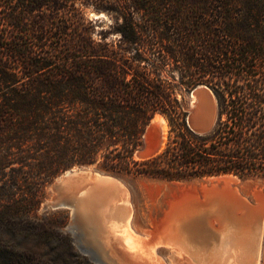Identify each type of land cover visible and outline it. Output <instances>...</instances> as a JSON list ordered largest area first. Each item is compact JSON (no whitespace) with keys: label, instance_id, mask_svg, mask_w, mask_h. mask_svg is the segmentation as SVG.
Masks as SVG:
<instances>
[{"label":"trees","instance_id":"obj_1","mask_svg":"<svg viewBox=\"0 0 264 264\" xmlns=\"http://www.w3.org/2000/svg\"><path fill=\"white\" fill-rule=\"evenodd\" d=\"M86 7L113 23L95 31ZM198 85L217 106L203 132L183 97ZM156 114L165 144L136 158ZM89 164L166 182L264 177V0H0V224Z\"/></svg>","mask_w":264,"mask_h":264},{"label":"rangeland","instance_id":"obj_2","mask_svg":"<svg viewBox=\"0 0 264 264\" xmlns=\"http://www.w3.org/2000/svg\"><path fill=\"white\" fill-rule=\"evenodd\" d=\"M83 11L86 19L93 20L95 31L108 29L113 23V18L104 12H97L90 7ZM108 39H116V34L111 32ZM207 88L196 87L193 91L183 92L189 111V124L201 132L211 129L217 118L216 101ZM168 131L169 126L163 132L160 123L151 120L146 127L142 145L136 150V158H145L160 150ZM81 170L97 172L104 177L114 176L122 184L116 190L123 198L117 197L96 209L99 228L96 243L101 246L111 264H264V225L261 233L245 236L241 231L249 229L246 224L237 228L221 226L214 215L208 216L206 223L210 231L200 229L194 236L193 230L200 225L193 224L190 230L183 231L184 234L177 229L171 230V233L177 234L173 238H160L155 234L156 240L144 241L147 233L153 236L160 227L172 202L188 193L201 194V187L212 183L205 179L209 177L166 182L108 172L97 164L75 165L57 174L44 186L41 199L34 209L16 211L0 224V264L103 262L99 250L92 243H87L86 231L91 227H85L66 205L70 203L68 198L74 196L78 185L82 187L87 182H93V174L80 179L74 189H70L72 181H66L64 187H54L65 178L66 171ZM236 177L238 181H231L232 184L250 201H254V192L264 195V177Z\"/></svg>","mask_w":264,"mask_h":264},{"label":"water","instance_id":"obj_3","mask_svg":"<svg viewBox=\"0 0 264 264\" xmlns=\"http://www.w3.org/2000/svg\"><path fill=\"white\" fill-rule=\"evenodd\" d=\"M70 172L73 173V171ZM223 175L236 176L235 174ZM107 176L114 177L111 175ZM67 179L68 178L65 177L60 181V183L54 185V187L58 188L61 185L64 187L66 185ZM225 195L230 196L232 201L230 202L227 200ZM257 204L258 203L255 199L254 201H250L246 196L242 195L237 186L232 184L231 181L224 183L215 182L202 186L201 194L188 193L180 199L172 202L170 204V212L166 217V225H168L167 228H171L170 230H178L182 226H184V230H190L189 228L193 224H199L200 226H196L195 230H193V235L196 236L200 232V229L204 231H210L208 226H206V223L208 216L214 215L217 216L215 219L218 220L221 226L227 225L230 227L235 226L237 228V226L241 224H246L249 229L246 231L247 233L242 230L241 234H245V236H251L252 231L250 222H254V220H260L264 215V210H259V208H257ZM161 226L162 225H160V227Z\"/></svg>","mask_w":264,"mask_h":264},{"label":"bare ground","instance_id":"obj_4","mask_svg":"<svg viewBox=\"0 0 264 264\" xmlns=\"http://www.w3.org/2000/svg\"><path fill=\"white\" fill-rule=\"evenodd\" d=\"M197 87L207 88L204 85H200ZM155 121H158L160 123L162 131L165 132L166 128H168V124H167L166 119L162 115L156 114L154 116V118L152 119V122H155ZM91 174H93V177H92L93 182H91V183L87 182L82 187H79V185L77 187V183L80 179H83L86 177L88 178ZM64 176L65 177L67 176V178H68L67 181H72L70 189H72V188L74 189L75 187H77V188H75L76 191H74V196H71L70 198H68L70 203L66 204V205L71 208L73 214L76 215L78 217V219L82 221V223L85 227L86 226L91 227L92 230L90 228L87 229V231L85 230L86 231V237H87V243L88 242L92 243L99 250V253L101 254V257L103 260V262L100 261L102 263H100V262L99 263L100 264H111V262L108 260V258H106L107 255L105 256V253H104L103 249L101 248V246L98 243H96L97 236H99V228H98V224L96 223L97 219H98V213L96 212V209H99L100 207L107 205L111 200L116 199L117 197H120V198L124 197L123 195L118 194L117 190H116L117 188L122 187L120 180L116 179L114 177H109V176L104 177L101 174H99L97 172L94 173L90 170L73 171V173L70 171H66L64 173ZM205 179L211 180L212 183L213 182L218 183L220 181H223V183L234 181V180L238 181V178L234 175H221V176L209 177V178H205ZM220 183H222V182H220ZM225 198L227 200H229L230 202L232 201V199H230L231 197L228 195H225ZM253 198L258 203L257 208H259V210H261V211L264 210V195H261L260 193L254 192ZM170 208H171V206L169 205L168 211L164 215L165 218L163 217V219H162V223H161L162 226L158 227L156 229V232L154 233L153 236L151 234L147 233V235H145L146 237H144L145 242H150L152 240H156L157 235L160 238H170V237L173 238L177 235V234L174 235L173 233H171V230H170L171 228L170 227L167 228L168 225H166V223H167L166 217L168 216V214L170 212L169 211ZM130 211H131V209H130ZM76 216H74V217H76ZM129 217H130V213H129ZM250 223H251V231H252L251 235L252 234L256 235V234L261 233L263 225H264V215L260 220H256V221L254 220V222H250ZM183 230H184V226L179 228L178 232L183 233ZM155 234H157V235H155ZM79 235H80V233H79ZM255 239H257V238L255 237ZM82 241H83V239H82ZM85 247H87V246H85ZM101 257H100V259H101ZM97 258H98V256H97ZM95 259H96V257H95Z\"/></svg>","mask_w":264,"mask_h":264}]
</instances>
